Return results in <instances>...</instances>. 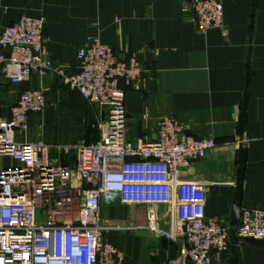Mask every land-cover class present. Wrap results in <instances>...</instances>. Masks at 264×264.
<instances>
[{
	"label": "crops",
	"instance_id": "1",
	"mask_svg": "<svg viewBox=\"0 0 264 264\" xmlns=\"http://www.w3.org/2000/svg\"><path fill=\"white\" fill-rule=\"evenodd\" d=\"M186 1L0 0V32L21 17L42 19V59L52 67H65L68 75L76 72V48L87 37H98L116 55H134L144 73L126 88L127 138L153 139L159 122L174 117L186 135L214 139L215 147L181 171L179 178L202 184V214L229 227L241 148L245 150L241 210L264 211V0H221L224 32L211 28L205 33L196 28L191 13L182 9ZM248 70L252 71L249 79ZM5 86L12 94L3 93ZM25 90L44 93L47 110L37 114L42 117L58 115L60 105L72 111L75 100H83L50 70L35 72L18 85L11 84L0 70V105L7 106L0 117L9 115L10 106ZM245 94L246 124L239 136V107ZM84 102L96 122L99 107ZM34 116L29 120L31 128L37 126ZM95 127L93 140L82 142L99 139ZM16 138L32 141L28 134L17 133ZM153 210L164 235L148 231L146 206L118 202L101 206L102 223L112 228L104 239L118 248L123 264H161L177 253L175 240L181 223L169 205L158 204ZM232 252L237 254V264H264V252L240 242L233 245L232 240L229 252L212 253L209 264H230Z\"/></svg>",
	"mask_w": 264,
	"mask_h": 264
},
{
	"label": "built area",
	"instance_id": "2",
	"mask_svg": "<svg viewBox=\"0 0 264 264\" xmlns=\"http://www.w3.org/2000/svg\"><path fill=\"white\" fill-rule=\"evenodd\" d=\"M196 28L224 32L221 0H187ZM44 22L21 17L0 32V70L13 85L50 70L63 84L100 109L99 139L92 143L18 141L32 115L46 108L42 90L19 93L9 115L0 117V264H123L118 248L104 239L101 206L148 207L147 229L164 235L153 207L169 205L181 223L178 251L161 264H209L212 253H228L230 229L202 214L204 186L179 173L215 147L208 137L188 136L174 117L162 119L155 139L126 136V88L143 75L141 62L116 55L98 37L76 48V72L43 61ZM71 155V163H64ZM121 229V228H116ZM235 235L264 240V211H240ZM171 238V237H170Z\"/></svg>",
	"mask_w": 264,
	"mask_h": 264
},
{
	"label": "rangeland",
	"instance_id": "3",
	"mask_svg": "<svg viewBox=\"0 0 264 264\" xmlns=\"http://www.w3.org/2000/svg\"><path fill=\"white\" fill-rule=\"evenodd\" d=\"M13 90L4 87V94H12ZM7 106L0 105V111ZM74 109L71 111L67 105H60V112L56 116L42 117L35 115L37 123L31 128L28 126L25 133L32 141H43L50 144H75L82 141H92L97 130L91 115V108L81 99H76ZM72 109V108H71ZM47 110V104L44 112ZM71 111V112H69ZM69 117V118H68ZM73 156L64 163H71Z\"/></svg>",
	"mask_w": 264,
	"mask_h": 264
},
{
	"label": "water",
	"instance_id": "4",
	"mask_svg": "<svg viewBox=\"0 0 264 264\" xmlns=\"http://www.w3.org/2000/svg\"><path fill=\"white\" fill-rule=\"evenodd\" d=\"M251 75H252V71L248 70L247 78L249 79ZM247 100H248V94H245L244 102L239 107L240 114L238 116V130H237V133L239 136L242 135L244 128H245V124H246L245 109H246ZM153 139H155V137ZM244 162H245V150L241 148L239 152V167H238V176H237L238 192L232 204V214H231V221L229 225L231 240H232L233 245L238 244L240 242L243 247L252 248V249H256V250L264 252V240H258V239H252V238L239 239L235 235L236 230H237L238 219L240 216V210H241V186H242V175H243ZM230 264H237V254L235 252H232L230 256Z\"/></svg>",
	"mask_w": 264,
	"mask_h": 264
}]
</instances>
